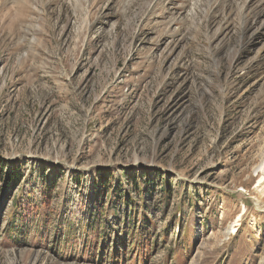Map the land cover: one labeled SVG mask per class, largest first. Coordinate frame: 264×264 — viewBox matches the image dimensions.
<instances>
[{
    "label": "rangeland",
    "instance_id": "1",
    "mask_svg": "<svg viewBox=\"0 0 264 264\" xmlns=\"http://www.w3.org/2000/svg\"><path fill=\"white\" fill-rule=\"evenodd\" d=\"M263 159L264 0H0V264H263Z\"/></svg>",
    "mask_w": 264,
    "mask_h": 264
},
{
    "label": "trees",
    "instance_id": "2",
    "mask_svg": "<svg viewBox=\"0 0 264 264\" xmlns=\"http://www.w3.org/2000/svg\"><path fill=\"white\" fill-rule=\"evenodd\" d=\"M136 171V170H135ZM112 172L110 171L108 174L110 175ZM137 173V171H136ZM0 181L1 183L6 187H15L17 185H19L21 183V181L24 178V174L21 171V168L14 166V167H9V168H0ZM131 178H128L127 181H129ZM140 179V178H138ZM128 194V193H127ZM100 203V200L97 199L95 200V202L93 203V207H95L96 205H98ZM126 204L128 205L127 207H133V200L132 201H128L126 202ZM96 214H93L92 217H94ZM130 218V217H128Z\"/></svg>",
    "mask_w": 264,
    "mask_h": 264
},
{
    "label": "bare ground",
    "instance_id": "3",
    "mask_svg": "<svg viewBox=\"0 0 264 264\" xmlns=\"http://www.w3.org/2000/svg\"><path fill=\"white\" fill-rule=\"evenodd\" d=\"M261 170H264V159H263V162H262V165H261ZM260 183H261V181H260ZM235 229V228H234ZM233 233H235V232H233ZM264 264V263H263Z\"/></svg>",
    "mask_w": 264,
    "mask_h": 264
}]
</instances>
